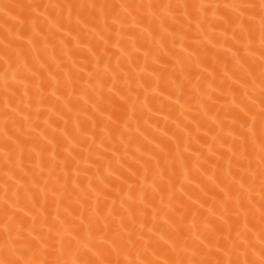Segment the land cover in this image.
Returning a JSON list of instances; mask_svg holds the SVG:
<instances>
[{"label":"bare ground","instance_id":"1","mask_svg":"<svg viewBox=\"0 0 264 264\" xmlns=\"http://www.w3.org/2000/svg\"><path fill=\"white\" fill-rule=\"evenodd\" d=\"M0 264H264V0H0Z\"/></svg>","mask_w":264,"mask_h":264}]
</instances>
